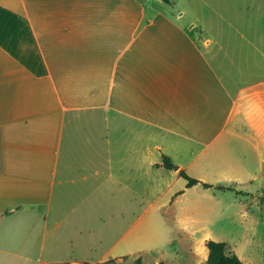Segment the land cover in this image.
Masks as SVG:
<instances>
[{
  "label": "crops",
  "instance_id": "crops-1",
  "mask_svg": "<svg viewBox=\"0 0 264 264\" xmlns=\"http://www.w3.org/2000/svg\"><path fill=\"white\" fill-rule=\"evenodd\" d=\"M209 1L200 44L142 0H0V264L102 263L106 202L256 177L264 0Z\"/></svg>",
  "mask_w": 264,
  "mask_h": 264
},
{
  "label": "rangeland",
  "instance_id": "rangeland-1",
  "mask_svg": "<svg viewBox=\"0 0 264 264\" xmlns=\"http://www.w3.org/2000/svg\"><path fill=\"white\" fill-rule=\"evenodd\" d=\"M142 2L148 10L157 7L177 17L202 43L203 36L191 26L208 18L209 0ZM255 136L259 156L237 144L243 159L249 158L251 170L256 171L250 182L225 190L217 188L227 187L223 181L211 188L200 184L186 188L182 177L170 193L137 194L135 200L133 195L124 196L119 214L115 201L106 202V217L114 214L119 224L113 227L109 222L113 218L107 220L104 240L96 244L89 259L106 264H135L137 258L141 264H208L203 259L206 242L214 240L225 242L226 252L235 253L245 264H264V132ZM135 218L137 225L125 235Z\"/></svg>",
  "mask_w": 264,
  "mask_h": 264
},
{
  "label": "trees",
  "instance_id": "trees-1",
  "mask_svg": "<svg viewBox=\"0 0 264 264\" xmlns=\"http://www.w3.org/2000/svg\"><path fill=\"white\" fill-rule=\"evenodd\" d=\"M166 3H169V0H163ZM163 166L167 169H172L173 164L171 160L163 156ZM180 176L186 179L187 184L186 187H192L194 185L200 184L204 188H211L213 187L211 184L202 182L200 180L194 179L189 177L184 171L179 172ZM218 189H231L230 187H224V186H218ZM206 247L208 249V255H207V263L208 264H245L236 254L234 253H226V244L225 242H219L214 240H208L206 242ZM67 264V263H63ZM83 264H91V263H83ZM96 264H106L104 262L102 263H96ZM135 264H141V259L137 258L135 260ZM157 264H164L163 262H158Z\"/></svg>",
  "mask_w": 264,
  "mask_h": 264
}]
</instances>
